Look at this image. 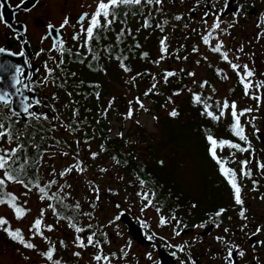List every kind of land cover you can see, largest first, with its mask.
Returning <instances> with one entry per match:
<instances>
[{
  "label": "snow or ice",
  "instance_id": "6c2138e0",
  "mask_svg": "<svg viewBox=\"0 0 264 264\" xmlns=\"http://www.w3.org/2000/svg\"><path fill=\"white\" fill-rule=\"evenodd\" d=\"M24 0H21L23 3ZM38 2V0H37ZM164 0H96L95 9L93 12L88 13L85 12L81 14L79 17L77 24L79 25V31L74 33L72 36V40L80 41L82 40V44L80 45L82 48L87 50V53L91 56L93 60H99L100 53L99 51L93 47L94 42H98L101 39V34L105 31H110L112 25L119 19L121 15H127V12L124 9L128 7H135L137 11L142 8L144 5L148 6H162ZM230 4L228 0H225L224 8L219 12H213L211 4L209 5V10L204 13V23L208 25V17L212 16L213 20L211 25H208L207 30L201 34V40L205 46L209 48L212 53H216L219 57L229 65L232 71L236 74L238 83L243 88V95L248 97L254 101H257V107H259L260 103H264V96L261 94H253V90L256 93H260L261 90H264V80H254L253 78L256 76L255 70L250 68L248 64H239L233 62L229 58L228 51L225 50V45L223 41L220 39V35H227L229 33V29L233 28L236 23L239 22V16L243 13V5L237 9L235 13H233V22L226 23L223 21L222 17L224 11L228 9ZM5 4L0 3V9H3ZM19 7V6H18ZM91 7V5L89 6ZM163 10L162 8L160 9ZM26 11H30V9H26ZM183 17L180 15L175 16V20L180 21ZM0 23H5L7 27L11 28L12 25L8 24L5 20V15L3 12H0ZM168 23L167 20L163 22V24L156 25L163 31L164 25ZM225 27H222V24H225ZM69 25V19L67 17L64 18L63 22L57 28L55 25L49 23L47 25L48 35L41 37V43L52 38V44L49 51L59 53L60 59L57 61L55 57H50L55 63V68L50 67L45 61V83L51 81L53 84L56 83L55 72L57 68H60L61 65L65 63L64 55L67 52L68 54H74L79 56L80 54L72 53L71 49H66L65 41L61 37V31ZM264 25V20H261L257 23V28H260ZM144 27H150V18L145 19ZM187 27V24H185ZM130 34V31H129ZM125 35V30L122 29L116 36L117 45L123 42V36ZM262 37H264V33H257V40L259 41ZM213 41L216 43L213 44ZM26 43V42H25ZM135 47L139 48L140 45L137 43ZM193 52H199L198 47H194ZM104 51L112 57L113 48L111 46H105ZM238 52H244V47L241 46L237 49ZM44 52V49L41 48L40 52L37 55H40ZM6 53L9 56L20 55L24 56L25 53L20 51L19 53L9 52L6 48L0 47V54ZM142 58H147V53H142ZM169 55V48L167 37H162L160 40V49H159V59L154 61V63H160L165 59L166 56ZM120 64V67L125 72H131V68L125 63L128 59L126 55L121 51L120 54L114 57ZM177 59H181L180 56L177 55ZM187 60L188 57H182ZM205 61L208 59L207 56L202 57ZM236 60H239L240 57L237 55L235 57ZM80 62L83 63L84 59L81 58ZM199 63V61H197ZM25 64L28 67H31L29 62L26 60ZM183 71V70H181ZM216 73L218 76H222L223 79H229V77L223 74L221 69H216ZM25 74V69L20 65L13 64L11 61L0 60V83L3 82L5 76L8 77L10 81V86L15 91L13 93H9L6 89H0V105L4 107H10L12 104V96L19 95L23 97L21 103V110L24 114H26L28 119L32 120H44L48 121L50 119L47 113L40 114L35 111H31L33 108V103L25 102L28 100L27 97L23 96V92L18 85H23L25 89L31 90L29 85L21 79ZM74 76L75 73H72ZM141 73H137L136 76L132 77V80L135 81ZM148 75H151L148 73ZM187 75L193 78V82H195V72H188ZM177 73L171 70H165L163 73V83H169L170 79L176 77ZM32 74L28 73L27 79L31 80ZM155 80L156 78L153 77ZM160 81L153 83L148 90L144 92L145 96L148 95H157L156 89L159 86ZM63 82H61L62 86ZM208 87V81H201L200 88ZM185 90L191 93V100L194 106H199L201 108L200 114L205 116L207 119L219 123L223 120L227 115L231 116V123L229 125V131L232 136L236 137L240 142H243V146L241 143L234 142L231 139H223L219 138L211 133L208 130L205 139L208 143V154L211 159L216 163L220 175L226 180L232 195V201L236 206H239V211L237 213L239 220L242 222L239 226L238 231L243 233L245 238L249 241H253V238H256L254 242L251 244V247L245 249L242 246V241L237 242L232 239L235 236V232L228 227H222L223 217L227 213V208H219L214 215H210L208 221H202L199 224L193 225L194 228L205 229L211 224L213 227L221 230L222 234H218L215 239L218 244L222 246L223 251L213 253L214 259L217 261V264H242L243 261H250L251 264H264V256L257 255L255 249L257 247L264 248V239H259V237L264 236V224H255L252 225L253 231L250 233L247 231L249 228L248 223V215L247 209L244 207L245 205V194H244V185L240 182L242 179H249L252 182V191H258L259 181L253 178V171L249 165L252 163L250 159H243L239 161V171L236 168L230 167V164L236 163L235 156L236 153H253L251 141L249 140V136L246 133L245 124L242 123L241 117H247L254 112L252 107L244 108L242 110L238 109V105L235 101L229 102L227 99H224L223 102L213 100L212 96H205L202 92L192 91L190 88H186ZM215 92V89H212ZM181 94V90H178L173 93V95L179 96ZM69 96L72 93H68ZM97 99H99V93H96ZM53 99H56L54 96ZM168 102L171 103V97H169ZM36 105H39L41 102L36 100L34 102ZM133 102H129V108L126 115L127 119H132L135 115L136 109L132 106ZM135 104L144 111H147L140 97L135 98ZM111 107V102L109 104ZM55 110V109H54ZM21 112L12 111L11 116L4 115L2 111H0V206H7L11 209L16 220H23L30 212V209L26 207L27 201H20V198L17 194L9 190V185H19L24 191L23 195L27 197L28 193H30L33 188L39 194L40 201L47 202V209H51L52 215L56 217L57 222L66 221L68 227L73 230L75 233L73 238V246L80 251H74L72 255L76 258H80L82 256L83 250L86 249H94V253L92 255V261L94 264H120V262H127L132 259L131 253V241H127L123 247H121L117 252H105L104 245L110 243L107 239L108 232L106 228L111 226H116L118 228V221L121 220V217L124 215V212L119 211L121 209L120 203H115L114 207L117 213L108 220L106 225H98L93 223L92 221L95 219L93 212H84L82 210L83 206L79 201H75L74 203H66L67 200L71 198V193L66 192L65 189L71 188L70 184L66 182L61 184L58 183L56 179H50L46 183H41L40 176L37 171L33 170L31 175L29 174V170L33 167L30 162V158L27 155V145L24 142L23 132L16 127L18 121L13 119V117H19ZM79 110L75 109L72 112L73 118L78 117ZM169 115L171 117H176L179 113L173 109L170 111ZM58 119V117H56ZM256 119L255 116H252L251 120L248 123L252 124L254 133L257 134V138L259 137V129L255 127L253 121ZM79 120L74 119L72 122L61 124L60 126L65 129V131L75 133L79 130ZM56 130V125H53L52 131ZM122 137V133L120 134ZM15 143V147H11ZM59 144V141H56ZM76 145L79 146L81 141L76 140ZM84 143H89L88 139L84 140ZM4 145H9V147H4ZM71 147V145H69ZM226 149L233 150L229 153L228 157L221 155ZM100 151H105L103 145H101ZM90 158L91 160H96L100 153L92 152L89 148ZM23 153V155H21ZM61 155L69 156L70 153L65 151L62 152ZM76 161L74 164H69L66 168H64L59 173H56V170L53 169V175H59V177L64 178L72 173L79 172L83 174L87 171V166L84 161L80 160L79 152L75 153L73 157ZM114 163L117 165L121 164V161L117 157L112 158ZM254 159V157H253ZM123 163H127L124 161ZM162 163V162H161ZM38 164L36 167L38 168ZM256 169L259 171L261 175H264V162L257 161L255 164ZM100 173H107L108 168L100 167ZM143 171V169H141ZM119 180L123 181L124 177H118ZM135 181L138 184V189L135 192L136 197L140 202V212L145 213L149 210H155L158 216L157 227L160 228H172V238L173 241L175 238L181 237L182 233L185 229L188 228V225L183 221L182 218L178 217L175 211H172L168 214L164 212V206L160 202L158 198V193L155 188L150 187L149 181L142 177L139 173L135 176ZM131 183V182H129ZM55 186V190L53 187ZM89 187L92 193L95 196V199L89 201V205L92 209L97 207L98 202L100 201V193L101 188L99 185L95 183V181H89ZM106 191L113 195L119 196L120 193L118 190H114L112 188H107ZM260 199L264 200V195L260 197ZM196 207V205H193ZM47 209H40L39 215L31 222V225L28 229L29 236L26 237L23 230L21 228H13L11 222L5 216H0V231H3L9 239L21 245L23 248L37 251V245L32 242L36 237H39L41 240L45 241L47 244L46 250L40 251L39 255H41L47 264H65V262L57 256L58 246L53 243L48 236L45 235V232L54 231V226L52 224H47L45 222V213ZM63 210V211H62ZM68 214L65 215L64 213ZM77 216L87 217V223H81ZM229 220L232 217H228ZM142 227L146 230H149L146 233V238L153 242L156 239H160L165 242V245L168 248L173 249L170 253L173 257L177 256V253H184L186 258L180 260V264H197L196 260L193 259L191 255V247L192 245L189 242L184 241L183 243H175L169 241L166 237L159 236V234L155 231H151L152 226L147 222V220L141 221ZM60 248H67L68 245L65 241H59ZM153 247L156 245L153 243ZM148 260H153L152 254L148 253L146 255ZM27 259V257H25ZM138 264V261H137ZM155 264H160V261H156Z\"/></svg>",
  "mask_w": 264,
  "mask_h": 264
},
{
  "label": "flooded vegetation",
  "instance_id": "af4514ba",
  "mask_svg": "<svg viewBox=\"0 0 264 264\" xmlns=\"http://www.w3.org/2000/svg\"><path fill=\"white\" fill-rule=\"evenodd\" d=\"M95 2L96 0H38V2L37 0H24V2L21 3V0H0V3L5 4V7L0 9V12L4 13L7 23L12 25V27L9 28L5 23H0V47H4L9 52L13 53H19L20 51L25 53L24 56L13 55L10 57L22 59L23 65L21 67L25 69V74L26 72L32 74L31 80L27 79L28 73L27 75L24 74V76L21 77V79L24 80V82L27 83L31 88V90H26L34 92L37 100L41 102L39 105H36L34 103L35 101L29 100L28 102L33 103V108L31 111H35L40 114L47 113L50 117L48 121H34L46 122L52 127L53 125H56L55 131L50 130L52 135H58L60 127L58 126V123H60V125L64 124L60 121L61 119H64L65 123L69 122L63 115H57L55 113L56 110L60 109V102L58 101V98L62 93L65 92L64 81H67L65 79L72 73L80 70L82 67H86V62L93 60L87 53V50L80 46L83 41H74L72 40V36L74 33L79 31V25L77 24V21L81 14L85 12H93L95 9ZM165 3L166 0H164L163 5H165ZM210 4L214 6L212 8L213 12H219L224 8L225 0H183L181 4V8L183 10L181 12H189V17L187 16V18L182 16L183 19L177 21L175 20V16H173L167 20L173 21L176 26H182V30H186L185 24L189 25L190 20L197 21L199 25H201L200 21H202V24L205 25L204 13L205 11L209 10ZM90 5L91 7H89ZM163 5L154 7L155 11H152L155 18L163 20L162 23L166 19L165 8ZM240 5H243L244 8L243 13L238 18L239 22L236 23L233 28L228 30L230 34L220 35V39L223 41L225 50L228 51L229 58L233 60V62L239 63L241 65L248 64L250 68L255 70L256 76L253 79L264 80V37H262L259 41L257 40V33H264V25H262L260 28H257L256 26L259 21L264 20V0H235L231 7L228 8V10H232L227 15H223V21L226 23H232L233 13L237 11ZM129 8L130 7L124 9V11L127 12L126 16L121 15L119 19L112 25L111 30L103 32L101 34V39L98 42L93 43V47L99 51L100 55L103 50L102 47L109 46V41H116V36L122 29L125 30V34L128 33L130 27L128 20H132L133 16V11ZM161 8L163 9L162 11L160 10ZM26 9H30V11H26ZM65 17L69 19V25L61 31V37L65 41L66 49H71L72 53L78 52L80 55L77 56L74 54H68L66 52L63 57L65 63L61 65L60 68H57L54 74L56 77V83L53 84L51 81L45 83V61H47L50 67L55 68V63L52 59H50V57H55L58 61L60 56L57 52L49 51L52 44V38H49L48 40L41 43V37L48 35L47 25L49 23L59 28V25L63 22ZM212 20L213 17L209 16L208 25H211ZM226 23L222 24V27H225ZM208 25L205 26L208 27ZM214 43H216V41H213V44ZM241 46H243L245 50L242 53L237 51V49ZM41 48L44 49V52L40 55H37ZM209 53L210 56L218 59V63L221 65L220 69L222 71H229L228 77L230 78L231 82L230 86L226 87L222 76H218L214 82L209 81L208 78H206L205 81H208V87L203 88L202 93L204 94L205 92H208L209 94L204 95L212 96L213 98V96L216 94L217 88L215 92H213L212 89L214 88V83L217 81L218 84L226 91V96L228 95V99L231 101H236L240 95H243V88L238 83L236 74L232 71L229 65L219 57L218 54L212 53L210 50ZM0 55L7 54L4 53ZM237 55L240 57L239 60L235 59ZM81 58L84 59L83 63L80 62ZM26 60L29 62L31 67H28V65L25 64ZM216 66L218 68V65ZM217 68L213 69V71L216 72ZM33 69L36 72L35 78H33ZM61 82H63L62 86H60ZM17 87L25 89L23 85H18ZM253 94H261L264 96V90H261L260 93H256V91L253 90ZM54 96L56 99H53ZM242 101L245 104L243 109L248 107H252L254 109V112L249 116L241 117V121L245 124L246 133L249 136V140L251 141L253 153L249 154L237 152L235 156L236 163L230 164L229 166L236 168L237 171H239V161L243 159H250L252 160V163L249 165V167L252 168L253 178L259 181L258 191H252L251 180L242 179L240 181L244 185V207L247 209V215L249 218V228L247 231L250 233L253 231L252 225L264 224V200L260 199V197L264 195V175H261L255 167L257 161L264 162V103H260L259 107H257V101L245 96L242 97ZM0 110L11 114L10 107H4L0 105ZM24 116L27 119L26 122H23L21 117L14 118L15 120H20L23 123H27L28 120H32L28 119L26 114ZM252 116L256 117L253 123L255 124V127L259 129L260 138H257V134L254 133L252 124L248 123ZM56 117H58V119H56ZM108 127L110 128V126ZM61 131L62 134L68 135L64 129ZM112 139H117V137L112 136ZM235 142L241 143L243 146V142H240L238 139H236ZM71 148L80 152L79 158H83L82 161H84L85 165L87 166V171L83 174L80 173L81 176L78 178H68L66 183L70 184L71 188H66L65 191L71 193V201H79L81 203L83 206L82 210L84 212H93L95 216V219L92 221L93 223L98 225H106L108 221L102 222L101 220V204L104 203V200L116 199L119 196L121 198L123 196L131 197V199L134 200L131 188L124 184L125 181L123 182L118 179L119 176L126 174V172L119 169L117 164H115L112 160H91L89 148L92 152L94 151L101 153V145L83 143L79 146H71ZM231 151L233 150L226 149L223 153H221V155L228 157ZM61 153L62 152L60 151V153H56V155L61 157ZM74 156L75 154H70L68 156L70 158L68 159H72ZM99 157L106 156L99 155ZM41 166L44 167V164L40 162V167ZM100 167L108 168V172L100 173ZM55 179L59 182V180H63L64 178L58 177ZM77 179H79V182ZM69 180H71L70 183ZM89 181H95V183L101 188V199L95 209H92L89 205V201L95 199L94 194L90 190ZM63 183L65 182H62L61 184ZM113 183L117 186L111 187ZM101 184H103V186H101ZM138 187L139 186H136V189H138ZM107 188L118 190L120 195L116 197L109 194L106 191ZM53 190H55V186L53 187ZM215 191L216 192L213 194L211 199H197V197H194L196 199H188L179 197L174 202L175 208L173 211H175L176 215L182 218L183 221L188 225V228L184 230L182 236L175 238L174 241L171 235V227L160 228L156 226L158 222V216L154 209L145 212V217H137L133 212L120 209L119 211L124 212L132 220V222L135 223L137 226V228H135L136 233L128 232L127 225H125L121 220L117 222L118 228L116 226L106 228V231L108 232L107 239L110 241V243L104 245L105 252H117L125 245L127 241L130 240L132 259L127 262L122 261L120 264H137V261L138 264H155L156 261H160V264H180V260L186 258L184 253H177V256L173 257L170 254L173 249L168 248L164 241L156 239L155 241L150 242L146 238V233L149 230H146L142 227L141 221L147 220V222L152 226L151 231L157 232L159 236L166 237L169 241L175 243H183L184 241L189 242V244L192 245L190 250L191 255L193 259L196 260L197 264H217V261L213 257V253H219L223 251L222 246L218 244L215 239L218 234H222L221 230L213 227L211 224H209L205 229L194 228L193 225L199 224L202 221H208L209 216L214 215V213L222 207L228 209L227 213L222 218V227H228L232 229L233 232H235V236H233L232 239L238 243L242 241V246L245 249L251 247V244L256 238H253V241H249L247 238H245L243 233L238 231L239 226L242 223L237 215L239 206H236L233 203L231 189L226 180L224 185H219L217 188H215ZM191 195L187 197L191 198ZM134 202H138L140 204L139 201ZM163 202L161 203L163 204ZM193 205H196V207H193ZM133 209L141 213L140 208ZM164 212L165 214L169 213L165 208ZM229 216L232 217L231 220L228 219ZM77 219L81 223L88 222L87 217L84 216H77ZM60 222L66 225L64 221H59V223ZM115 228L119 232H111V230H114ZM71 231V236L65 241L68 245L67 248L59 247V241H61V239H57L55 242L58 248L61 249L60 252H57L60 254L59 258H61L65 264H68L69 259H75V257L72 255V253L76 251L75 247L73 246V238L75 233L72 229ZM119 237L122 238L121 241L117 239ZM259 239H264V236L259 237ZM153 243L156 245V247H153ZM94 251L95 250L91 248L83 250V254H86V256L82 255L80 257L82 258L83 262L81 264H94L92 261V255ZM255 252L257 255L264 256V248L257 247ZM148 253L152 254L153 260L150 261L146 258ZM65 255H70L71 257L64 259L66 257ZM87 257H90V259L85 261V258ZM242 264H251V262L243 261Z\"/></svg>",
  "mask_w": 264,
  "mask_h": 264
},
{
  "label": "trees",
  "instance_id": "16d2710c",
  "mask_svg": "<svg viewBox=\"0 0 264 264\" xmlns=\"http://www.w3.org/2000/svg\"><path fill=\"white\" fill-rule=\"evenodd\" d=\"M146 7L147 5H144L139 11H137L135 7L129 8L133 11L132 20H128L130 23V34L128 31V33L123 36V42L118 45L116 41H109V46L113 48L111 58L104 50H102L99 60L86 62V67H82L80 70L74 72V76L71 74L65 79L67 80L64 81L65 92L58 98L60 109L56 110L55 113L57 115H63L69 122H72L74 119L79 120L78 131L75 133L65 131L68 135L72 136V141L66 140L60 130L58 131V137H61V140H57V138L52 135V132H50L53 127L46 122L28 120L27 123H23L22 121L17 120L18 123L16 127L23 132L24 142L29 145L27 148V155L33 166L29 170V174L31 175L33 170L37 171L41 183H46L50 179H55L43 178L40 169V162L42 161L44 154L57 151H67L70 154H75L79 151L72 149L69 145L77 146L75 143L76 140H80V144H83L84 140L88 139L89 143L87 144L104 146L105 151L101 152L102 155L106 156L103 157L104 160L113 161L112 158L115 156L121 161V164L117 165V167L126 172L124 175L126 176L128 185L132 190L134 196L133 201H139L135 195V192L137 191L136 186H138L135 181V176L139 173L149 181L150 187L155 188L160 202L164 201L163 206L166 211L170 213L174 210V202L179 197L188 199H196L194 197H197L198 199L197 195L201 194L205 199H211L216 192L215 188L219 185H224L225 179L220 175L216 163L208 154V143L205 139L208 130L219 138L231 139L234 142L237 138L232 136L229 131V125L231 123L230 115L227 119L224 118L219 123L211 121L202 115L206 122H209L208 126L204 127L202 125H197L194 131L189 132L188 134L173 132V126L178 125L179 119H164L158 115L156 124L161 128V138L160 141H158L159 145L156 149L151 145L148 149L144 150L150 157V162L140 160V155L136 153L135 146L126 145V148H124L123 146H125L126 143L123 142V138L119 137L117 139H112L110 128L105 122L107 110L117 109L122 111L124 107V98L128 93L133 91V88H140L146 82L150 81L151 75H148V73L151 74V71L154 69L153 52L156 46L158 48L160 47V40L165 32L164 27L163 31H161V29L156 26L158 24H163L155 21L156 18L152 9L156 6H149L150 9L148 10H146ZM149 18L150 27L145 28L144 21ZM167 19L168 18L166 17L165 20ZM137 43L140 45L139 48L135 47ZM121 51L128 57L125 63L131 68V72L123 71L119 62L114 58L116 55L120 54ZM183 52L184 45L182 46L181 54ZM142 53H147V58H142ZM177 55L178 54L175 53V56L173 55L171 60H174ZM189 63H191V61H189ZM188 72H190V70L183 72L181 80H173L174 85L169 81V83L166 84V87H160V85L162 86V83H159L157 89H161L162 92L157 95L145 96V90L141 89L140 91H136V97H143L152 100L155 103V109L159 111L164 103L162 97L168 102L169 97L173 95L174 92L181 90L183 83L188 78ZM212 72L214 76H209V81H214L218 77L216 72ZM137 73H141L142 75L133 81L132 77L136 76ZM69 92L72 93L71 96L68 95ZM97 92L99 93V99L96 97ZM110 102L111 107H109ZM75 109L79 110V115L78 117L73 118L72 112ZM193 109L201 112L199 106L193 105V108L190 106L184 108L185 111L189 112L188 114L191 117L194 114ZM0 111H2L4 115L11 116V114L5 113L3 110ZM13 119L15 118L13 117ZM60 121L65 123L64 119H61ZM211 122H213V125H211ZM59 129L63 130L64 128L61 127ZM56 141H59V144H57ZM188 144L191 146L187 148ZM10 146L15 147V143ZM180 146H182V149ZM4 147H9V145H4ZM176 147L180 152H195L191 158L192 165L194 166V163L196 165L201 163L204 166L205 170L203 171L204 174H202V179L199 183L200 187L197 190V195H194L189 188L185 187L186 184L182 177L177 174L180 161L178 160L174 162L176 153L175 151H172V149ZM50 148L55 149L50 150ZM165 153L169 155L166 160H164ZM21 155H23V153ZM47 156L49 155L47 154ZM47 156L44 160L49 159ZM73 159L74 158L71 160ZM124 161L127 163H123ZM37 164L39 165L38 168L36 167ZM141 169H143V171H141ZM164 170L165 173H163ZM172 173H174L175 178L180 179L179 184L173 180ZM199 175H201V173H199ZM196 185L198 187V184ZM189 195H191V198L187 197ZM64 214L66 215L67 212Z\"/></svg>",
  "mask_w": 264,
  "mask_h": 264
},
{
  "label": "rangeland",
  "instance_id": "374dc122",
  "mask_svg": "<svg viewBox=\"0 0 264 264\" xmlns=\"http://www.w3.org/2000/svg\"><path fill=\"white\" fill-rule=\"evenodd\" d=\"M172 1V2H171ZM183 0H166L165 5L163 7L165 8V17H173L181 14V16L189 17V12H181L183 9L181 8ZM150 9V7L147 5L146 10ZM152 11L154 12L155 9L153 8ZM187 17V18H188ZM155 21H158L159 23H162L163 20H160L156 18ZM168 23L164 26L165 32L163 34V37H167L168 42V48H169V55L165 57L163 61L160 63H154V69L151 71V79L150 81L146 82L142 87L140 88H133V91L128 93V95L124 98V107L122 111H119L117 109H109L107 110V114L105 116L106 125L110 126V133L111 137L116 136L117 138L121 137V133L123 134L121 138H123V142L126 143L124 148H126V145L128 146H135L136 153L140 155V160L145 162H150V157L147 155V152L144 150L148 149L149 146H154L155 149L159 145L158 141H160L161 138V128L158 124H156L157 116L160 115L164 119L166 118H172L173 120L179 119L178 125H174L173 132L179 133V134H188L189 132L194 131L197 125H202L204 127L208 126V123L203 118V116L200 114V111L193 109V116L191 117L187 112L184 110L185 107L190 106L193 108V103L191 100V93L186 88L192 89V91L195 92H202V89H200V82L205 81L206 78H209V76H214L213 69L217 68L216 65H218V68H221V65L218 63V59L210 56L209 49L207 46H205L201 40V34L206 31V27L203 22H201V25L197 23V21L190 20V24L187 25L186 30H182V26H176L173 21L167 20ZM184 45V52H182V46ZM198 47L199 52H193V48ZM105 46L102 47L104 50ZM159 49L156 46L153 54H154V61H157L159 59ZM175 53L180 55L181 59L174 58V60H171L173 58V55L175 56ZM187 56L188 59L185 60L182 57ZM207 56L208 59L205 61L202 59V57ZM171 62H170V61ZM175 61V62H174ZM191 61V63H189ZM199 61V63H197ZM181 63V64H180ZM181 65V67H180ZM156 68V69H155ZM165 70H171L175 71L177 73L176 77H173L170 79V82L174 85L173 80H181L182 74L186 70H190V72H195V82H193V78L189 77L185 80L183 83V86L181 88V94L179 96L171 95L172 102H166V99L163 97L164 103L162 104V107L159 111L156 109L154 111H151L149 114H147L143 109H140L135 104V98H136V91H140L141 89H144L145 91L150 88V86L153 83H156L157 81H160V84L162 83V86H165L166 84L163 83V73ZM183 70V71H181ZM212 70V71H211ZM228 72L224 70L223 74L228 76ZM208 75V76H207ZM153 77L156 79L154 80ZM214 82V81H212ZM226 87L230 86V78L224 79ZM232 85V84H231ZM214 88L216 90V94L213 96L215 101H221L223 102L224 99H227L229 102H231L230 99H228V95L226 96V91L218 84L216 81L214 83ZM200 89V90H199ZM156 92L161 93V89H157ZM204 94H209L208 92H205ZM242 97L244 95H240L238 99L235 101L238 105V109L242 110L243 107H245ZM143 104L145 100H148L146 98L140 97ZM133 102L132 106L136 109L135 115L132 119H127L126 115L129 108V102ZM239 101V102H238ZM153 102V101H152ZM154 108H155V103ZM175 109L179 115L176 117H171L169 115L170 111ZM154 112V113H153ZM6 113V112H5ZM229 115H227L225 118L227 119ZM211 125H213V122H211ZM58 126H60V123H58ZM61 128V126L59 127ZM61 131V129H59ZM62 132V131H61ZM67 133V132H66ZM68 134V133H67ZM57 140H61V137L59 138L57 134L54 135ZM68 141H72V136L64 135ZM172 145V144H169ZM175 146V145H174ZM173 146V147H174ZM191 145L188 144L187 148ZM182 149V146H180ZM55 148H50V150H53ZM160 149V147H159ZM172 151H175V161H180V166L177 169V174L182 177L184 183L186 184L185 187L189 188L191 192L194 195H197V190L200 187V180L202 179V174H204V166L200 163L199 165H196L194 163V166L191 163V158L195 154V152L192 151H186V152H180V150L176 147L173 148ZM94 152V151H93ZM56 153H60V151L57 152H50L44 154V157H42L41 163L44 164V167L41 166L40 169L43 174L44 179H50V178H58L59 175H53V169L56 170V173H59L64 168H66L69 164H74L76 161L73 159H68L70 157L56 155ZM47 154L49 156H47ZM162 154V152H161ZM160 154V157H161ZM100 155H102L100 153ZM48 157L49 159H45V157ZM167 156H169L167 153L164 155V160H166ZM178 157V158H177ZM83 158H80L82 160ZM103 159V157H98L96 160ZM159 160V159H158ZM163 162V161H162ZM108 165V164H107ZM165 173V170L163 171ZM201 173V175H199ZM173 174V180L179 184L180 179L174 177ZM79 172L72 173L66 177H64L63 180H59L58 183L66 182L68 178L71 177H80ZM119 177H124L123 182L128 185V180H126V176L123 174ZM79 182V179H77ZM71 180H69V183ZM116 182V181H115ZM198 184V187L197 185ZM103 186V184H101ZM114 183L111 187H115ZM129 186V185H128ZM9 190L17 194L20 198V201H27L26 207L30 209L29 214L23 219V220H16L11 209H9L7 206H0V216H5L8 218L11 222V225L13 228H21L25 234L26 237H28L30 234L28 232V229L31 225V222L39 215L40 209L44 208L47 209V202H41L39 199V194L36 191V189H33L30 193H28L27 197L23 195V189L19 185H9ZM137 190V189H136ZM198 199H205L201 194L197 195ZM117 197V196H116ZM72 200V196L69 200L66 201V203H74ZM115 203L121 204V209H124L129 212H133L137 217H145L146 213H139L138 211L134 210L133 208H140V204L138 202H134L131 197H118L116 199L111 200H104V203L101 204V220L102 222L108 221L110 218L113 217L114 214L117 213L118 210L115 209L114 205ZM45 222L47 224H52L54 226V231L52 232H45V235L49 237V239L55 243L57 239H61L63 241H66L71 236V228L68 227L67 222L64 221L66 225L63 223L57 222V219L55 216L52 215L51 209H47L45 213ZM115 231L119 232L116 228L114 230H111V232L115 233ZM63 236V237H62ZM62 237V238H61ZM118 240H122L121 237L117 238ZM33 243L37 245V251H32L23 248L21 245L17 244L16 242L12 241L8 238V236L3 232L0 231V264H45L47 263L44 258L39 255L40 251L46 250L47 244L45 241L41 240L39 237H36L34 240H32ZM76 251H80V249L75 248ZM61 249L58 248V252H60ZM60 254L57 253V256L59 257ZM83 256H86V254H83ZM66 257L64 259H68L71 257L70 255H65ZM27 257V259H25ZM73 257V256H72ZM90 259V257L85 258V261ZM82 258H76L75 259H69L68 264H81Z\"/></svg>",
  "mask_w": 264,
  "mask_h": 264
},
{
  "label": "water",
  "instance_id": "95a60500",
  "mask_svg": "<svg viewBox=\"0 0 264 264\" xmlns=\"http://www.w3.org/2000/svg\"><path fill=\"white\" fill-rule=\"evenodd\" d=\"M235 0H229V4L231 7V5L234 3ZM232 10V9H231ZM231 10H228L226 9L224 11V14L223 15H227ZM0 60H6V61H11L13 64H17V65H20L22 66L23 65V62H22V59H19V58H13V57H10V56H7V55H0ZM28 72H26L25 75H27ZM35 70L33 69V78H35ZM0 89H6L9 93H13L15 90L13 88H11L10 86V81L8 79L7 76H5L4 80L2 83H0ZM22 92H23V96L27 97L28 100L25 101V102H28L29 100H32V101H36L37 100V97L35 95L34 92H31V91H27L26 89H21ZM23 100V97L22 96H19V95H13L12 96V104L10 106V111H17V112H21V115L19 117H21L22 121L23 122H26L27 119L26 117L24 116L25 114L22 112L21 110V101ZM121 221L124 222L125 225H127L128 227V232H133V233H136V229L137 226L135 225V223L132 222V220L124 213V215L121 217ZM148 243V241H147Z\"/></svg>",
  "mask_w": 264,
  "mask_h": 264
},
{
  "label": "built area",
  "instance_id": "2783aa9c",
  "mask_svg": "<svg viewBox=\"0 0 264 264\" xmlns=\"http://www.w3.org/2000/svg\"><path fill=\"white\" fill-rule=\"evenodd\" d=\"M144 106L147 109V111H145L147 114H149L151 111L155 110L154 104H153V102L151 100H145Z\"/></svg>",
  "mask_w": 264,
  "mask_h": 264
}]
</instances>
